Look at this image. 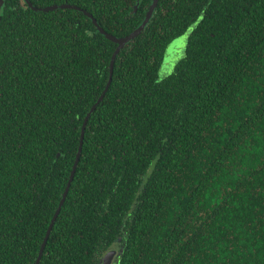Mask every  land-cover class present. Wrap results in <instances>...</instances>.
<instances>
[{
	"label": "trees",
	"instance_id": "1",
	"mask_svg": "<svg viewBox=\"0 0 264 264\" xmlns=\"http://www.w3.org/2000/svg\"><path fill=\"white\" fill-rule=\"evenodd\" d=\"M138 1L5 0L0 264H36L101 97L40 264H264V0H160L116 54L92 17L127 37Z\"/></svg>",
	"mask_w": 264,
	"mask_h": 264
},
{
	"label": "water",
	"instance_id": "2",
	"mask_svg": "<svg viewBox=\"0 0 264 264\" xmlns=\"http://www.w3.org/2000/svg\"><path fill=\"white\" fill-rule=\"evenodd\" d=\"M159 1L160 0H153V5L152 7L150 8L146 18H145V21L144 23L136 30L134 31L132 34H130L129 36L127 37H124V38H116L110 34H107L106 31L101 28L97 21L92 17V15L90 17H92V20H93V23L96 24L99 32L103 35L106 36L107 39L113 41L115 44H117L119 47H118V50L116 52V54L118 52H120L129 42H131L133 39H136L137 37L140 36V34L143 32V30L145 29V27L148 25L150 19L152 18L155 10L157 9L158 7V4H159ZM25 2L31 6L35 11H38L39 9L34 7L30 0H25ZM139 2L140 0L138 1V4L136 6V10L138 9V6H139ZM5 7V0H0V21L2 20V12H3V9ZM53 9V8H52ZM52 9H48L47 11L49 10H52ZM58 9H74V10H78L79 8L76 7V6H73V5H60L58 7ZM116 54L114 55L113 57V60H112V70H113V66H114V63H115V58H116ZM111 84V82H110ZM109 84V86H110ZM103 100V97L100 98V100L96 103L95 106H93V108L91 109L90 113L88 114L86 120H85V123H84V126H83V129H82V134H81V140H80V147H79V151H78V154H77V157H76V161H75V164H74V167H73V170H72V173H71V176H70V180L68 182V185H67V188L63 194V198L60 202V205L52 219V222L48 228V231L46 233V236H45V239L43 241V244H42V247H41V250H40V253H39V256H38V259L36 261V264H40L41 262V258L43 257L44 255V251L46 249V246H47V243L49 241V238L51 236V233H52V230L54 228V225H55V222L57 221L59 215H60V212L62 210V207L67 199V196H68V193L71 189V185L74 181V178H75V175H76V172H77V168H78V165H79V162L81 160V156H82V151H83V145H84V139H85V130H86V127H87V123L89 121V118L91 117V115L95 112L96 108L98 107V105L102 102ZM123 253V250H121L120 252V255ZM119 256V252L117 250H111L109 252H107L103 259H102V264H114L115 260H116V257Z\"/></svg>",
	"mask_w": 264,
	"mask_h": 264
},
{
	"label": "rangeland",
	"instance_id": "3",
	"mask_svg": "<svg viewBox=\"0 0 264 264\" xmlns=\"http://www.w3.org/2000/svg\"><path fill=\"white\" fill-rule=\"evenodd\" d=\"M199 20L190 25L183 35L174 39L165 51L164 62L157 75V82H163L171 77L176 70L178 63L185 57L188 41L195 31Z\"/></svg>",
	"mask_w": 264,
	"mask_h": 264
},
{
	"label": "flooded vegetation",
	"instance_id": "4",
	"mask_svg": "<svg viewBox=\"0 0 264 264\" xmlns=\"http://www.w3.org/2000/svg\"><path fill=\"white\" fill-rule=\"evenodd\" d=\"M117 259V258H116Z\"/></svg>",
	"mask_w": 264,
	"mask_h": 264
}]
</instances>
